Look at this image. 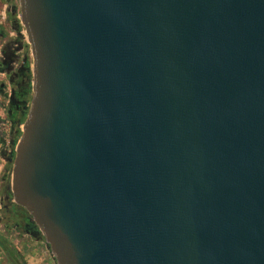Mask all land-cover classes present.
I'll list each match as a JSON object with an SVG mask.
<instances>
[{
  "label": "water",
  "instance_id": "water-1",
  "mask_svg": "<svg viewBox=\"0 0 264 264\" xmlns=\"http://www.w3.org/2000/svg\"><path fill=\"white\" fill-rule=\"evenodd\" d=\"M18 6L10 190L55 263L264 264V0Z\"/></svg>",
  "mask_w": 264,
  "mask_h": 264
},
{
  "label": "crops",
  "instance_id": "crops-1",
  "mask_svg": "<svg viewBox=\"0 0 264 264\" xmlns=\"http://www.w3.org/2000/svg\"><path fill=\"white\" fill-rule=\"evenodd\" d=\"M5 9L7 22L0 27V52L6 61H14L13 53L19 52L32 65L30 47L23 26L20 24L18 0H0ZM18 49V51H17ZM0 84L4 95L0 94V264H56L45 241L30 234L29 223L21 227L18 224L6 226L2 211L5 209L3 200L7 199L11 187L10 157L14 151V136L6 116L7 91L9 88L6 74L0 71ZM11 189V188H10ZM30 230V229H29Z\"/></svg>",
  "mask_w": 264,
  "mask_h": 264
},
{
  "label": "flooded vegetation",
  "instance_id": "flooded-vegetation-1",
  "mask_svg": "<svg viewBox=\"0 0 264 264\" xmlns=\"http://www.w3.org/2000/svg\"><path fill=\"white\" fill-rule=\"evenodd\" d=\"M7 20L8 19H6L5 16L4 20L0 22V26H3L7 22ZM2 54L3 52H0V71L5 72L9 85L5 107L6 116L9 120L15 143L19 137H16L17 129L21 130L22 122L24 121L28 112L30 99L32 96L31 66L27 58H25L19 52L13 53L15 55L14 61H6ZM0 94L4 95V88L2 84H0ZM13 148H15V144L13 145ZM8 164L10 165L11 162H9ZM11 166L8 167L11 168ZM8 192H11L10 188L8 189ZM10 201H12V196ZM8 202V197L6 200H3L4 208L7 207ZM28 229L32 230L33 226H28Z\"/></svg>",
  "mask_w": 264,
  "mask_h": 264
},
{
  "label": "trees",
  "instance_id": "trees-1",
  "mask_svg": "<svg viewBox=\"0 0 264 264\" xmlns=\"http://www.w3.org/2000/svg\"><path fill=\"white\" fill-rule=\"evenodd\" d=\"M19 134H20V130L17 129V136L16 137H18ZM7 197H8L9 202L7 204V207L2 211L3 217L7 222L5 225L7 227L13 226L14 224L24 226L25 225V218L28 217V214L26 213L24 208H22L21 206L19 208V205L10 201L11 192L7 193Z\"/></svg>",
  "mask_w": 264,
  "mask_h": 264
},
{
  "label": "built area",
  "instance_id": "built-area-1",
  "mask_svg": "<svg viewBox=\"0 0 264 264\" xmlns=\"http://www.w3.org/2000/svg\"><path fill=\"white\" fill-rule=\"evenodd\" d=\"M4 18H5V14H4V12H2L0 14V22H2L4 20ZM0 168H1V162H0Z\"/></svg>",
  "mask_w": 264,
  "mask_h": 264
},
{
  "label": "rangeland",
  "instance_id": "rangeland-1",
  "mask_svg": "<svg viewBox=\"0 0 264 264\" xmlns=\"http://www.w3.org/2000/svg\"><path fill=\"white\" fill-rule=\"evenodd\" d=\"M2 12H4V14H5V9L2 8V4H1V1H0V14H1ZM5 16H6V14H5ZM23 31H24V30H23ZM11 165H12V163H11L9 166H11Z\"/></svg>",
  "mask_w": 264,
  "mask_h": 264
}]
</instances>
